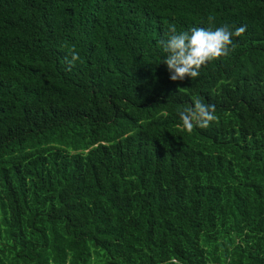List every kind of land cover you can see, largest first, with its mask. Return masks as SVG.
Segmentation results:
<instances>
[{
    "label": "trees",
    "instance_id": "16d2710c",
    "mask_svg": "<svg viewBox=\"0 0 264 264\" xmlns=\"http://www.w3.org/2000/svg\"><path fill=\"white\" fill-rule=\"evenodd\" d=\"M209 15L246 31L171 81ZM0 264H264V0H0Z\"/></svg>",
    "mask_w": 264,
    "mask_h": 264
},
{
    "label": "clouds",
    "instance_id": "9594fccd",
    "mask_svg": "<svg viewBox=\"0 0 264 264\" xmlns=\"http://www.w3.org/2000/svg\"><path fill=\"white\" fill-rule=\"evenodd\" d=\"M215 17L209 15V27H193L190 31L178 32L175 23L166 25V38L158 41L167 54L163 63L167 65L171 81L192 80L200 75L202 67L221 57H226L235 50L233 36L239 37L246 31V26H240L233 31L227 24L211 27ZM70 59L67 60L69 71L80 59L75 47L70 50ZM183 92L184 88H179ZM194 107L178 108L177 113L182 122V130L191 134L195 128H208L217 120L215 105L205 104L196 96L191 98Z\"/></svg>",
    "mask_w": 264,
    "mask_h": 264
}]
</instances>
